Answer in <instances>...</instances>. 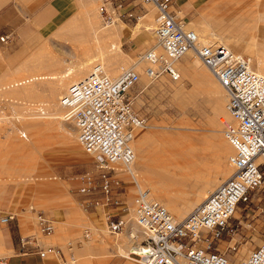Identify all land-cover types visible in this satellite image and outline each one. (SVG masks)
Masks as SVG:
<instances>
[{
	"label": "built area",
	"instance_id": "1",
	"mask_svg": "<svg viewBox=\"0 0 264 264\" xmlns=\"http://www.w3.org/2000/svg\"><path fill=\"white\" fill-rule=\"evenodd\" d=\"M100 1L104 21H112L114 18L108 12L112 0ZM146 1L156 8L152 31L155 43L137 54L136 59L145 63L142 70L131 64L121 66L118 74L111 76L102 63L96 62L60 95L68 120L75 124L78 141L99 169L97 174L87 170L72 178L78 180L80 193L100 192L104 202L114 207L118 199L112 185L124 190L118 176L113 174L114 164L120 162L127 168L135 191L134 218L143 235L135 246L141 252L130 251V255L140 264H264V242L237 262L230 260L217 242L226 229L236 231L231 220L237 217L235 212L240 204L264 191V70H257L246 54L220 38L202 40L194 28L187 26L186 15L176 0ZM117 6L112 7L115 12ZM8 36L1 35L0 39ZM188 50L208 66L227 91L232 121L223 132L233 146L229 155L232 172L185 216L177 218L147 187L139 184L130 170L135 159L131 141L135 131L145 125L133 107L131 90L142 73L151 80L162 74L180 79L176 60ZM98 205L97 198L84 201L87 208ZM13 218L12 211L0 215L4 222ZM104 219L106 228L114 234L125 225V218L114 208L104 213ZM37 222L43 233L54 230L53 219L42 210H37ZM181 255L185 261L179 258ZM7 263L0 256V264Z\"/></svg>",
	"mask_w": 264,
	"mask_h": 264
},
{
	"label": "rangeland",
	"instance_id": "2",
	"mask_svg": "<svg viewBox=\"0 0 264 264\" xmlns=\"http://www.w3.org/2000/svg\"><path fill=\"white\" fill-rule=\"evenodd\" d=\"M228 1L235 2L236 6L239 7H247L246 14L248 16L258 13L259 11L264 13V8L262 9V6L260 10H258L257 8V6L262 3V1L264 3V0H260L261 2L259 0ZM112 2L113 4H111V6L109 7L108 12L112 14L114 21L113 23L109 24L106 23L103 19L105 14L101 13L100 0H79L78 9L71 16H69L62 25L57 27L49 36H47L46 39L36 48L38 49L42 46V44H45L46 52L41 51L39 54H37V56H40H38V58L34 60L33 55L36 52L35 49L32 52V55L30 54L31 56L29 61H23L16 69L18 70L23 64L28 63L24 65L25 67H27V70L24 69L23 75L17 76L15 75V71L12 77L5 80L4 82H0V110L2 111L0 112V118L2 116L3 119L4 117L9 119L6 127L3 130H0V181H4V183L0 182V200L7 199L12 195V193H14V191L16 194V198L21 197L18 202V206L10 211L14 212L15 216H32V219L35 221L36 227H34L35 231L32 230L30 232H25L28 237L37 236L38 238H46L54 236L52 235L53 233L49 236L48 234H44L40 231L39 224L37 222V210H42L46 215H49L53 219L55 229L54 231L57 232L59 229H61V231L65 232L66 234V238L64 239L63 244L68 249L69 255L65 254L64 258L62 259L61 257H59L63 264H74V259L78 260L77 247L82 249V246L85 242H90L91 240H94L95 234L91 225L87 224L81 226L82 221L79 222V226H81L79 231L76 233L71 232L69 230V225L68 227L64 228L61 224L57 223L58 218L54 216L53 218L51 216L52 214L50 213V209L54 207L71 205L72 207L76 206L78 210L80 209L79 211L81 212V214H85L86 211H84L83 205L79 204L78 201H74L71 197V192H73L74 190H71L70 188V180H74L72 176H74L75 174L87 170L97 174L99 169L97 167L96 162L92 159L91 155L85 153L82 146L78 143L76 134L77 130L75 124L70 120L66 121L65 127L67 131H70V133L74 135V137L71 138L61 127H57V129L46 130V137L44 136V139L41 140L42 142H39V145H32L30 143H27L20 150H18L17 144H15L16 142L13 139V137L17 138L18 136L15 134L18 132L15 127L20 128L18 127V123H16V126L13 127V122H15V116H19L20 113V116H22L23 114L27 115L31 112L29 111L30 109L27 105L23 106L21 104L22 100L19 99L18 95H15L16 93H12V90H10L8 86L14 85L17 80L19 81L29 77L37 76L45 78V75L50 74V72L45 69V67H48V63L44 62L48 60V57L52 58L53 61L57 62L53 63L50 61V65L52 66L55 64L56 67H54V69L56 70V72L52 74H54L56 78L58 77V79L59 76L60 78H62L64 76V72L72 68L73 64L82 62L83 59H88L89 61L90 58H92L91 60L96 59L98 60L97 62H100L99 60L101 58V51L100 53L97 51V40L96 42L93 38L92 40H89L88 33V39L86 38L85 42L83 40L80 43L81 35L79 34V32L81 31H78V29L76 28H79V24H81L80 20L82 19L83 15L82 11L85 10V13L87 10H90L89 8H87L88 4L96 9V13L98 12V22L100 23L99 30H103L106 27H112L110 25H113L114 23H121L124 25V27L126 26V23L128 26L131 27L132 34L136 37L139 43L142 42V45L137 46L133 49H127L128 46L121 47L123 52L121 53V55H116L118 56V59L119 56H123L124 59H126L125 66L133 64L135 65V68L137 70L141 71L144 64H142V61H139L136 58L139 52H142L143 50L152 46L155 43L152 31L155 25L156 8L153 3L148 2L146 0H112ZM119 3L121 4V6H117ZM84 4L86 5L87 10L83 9L85 6ZM113 5L117 6L115 8L116 12L112 8ZM177 6H179V8L182 9V13L186 15L188 27L194 28L195 30L201 28L200 25L196 24V21H198L197 18H199L200 13L202 12V8H198L197 14L195 10H190L189 8L181 6L179 4H177ZM81 12L82 15H80ZM152 12L155 14L152 15V21L150 22V26L152 25V28H150L149 31H146V22H148L147 17ZM118 13H121L120 16L117 15ZM129 13H131V15H129ZM140 22L144 23V25L142 26L141 30H137L138 24ZM147 24L149 25V23ZM101 34L102 33H100V36ZM257 35L259 41L264 42V29L258 31ZM201 36L202 38L205 37L204 35ZM222 38L230 46H238V44L243 42L242 39H236L235 37L229 38V35L227 34L222 35ZM236 50L239 51L238 49ZM241 52L246 54L253 61L254 66L257 70L264 67V63L260 64V55L256 47L251 46L249 43H244V48ZM114 53L115 52H113L112 55ZM110 54L111 53H109V55ZM86 55H88L89 57ZM188 55L185 59H182L180 62H178V60L176 62V66L181 74V80H173L167 74H162L152 80L147 78L145 75H141V80L136 84V86L132 90V104L139 116L143 117V119L145 120V125L142 128L136 130L135 136L138 137L139 134L145 133L146 145L148 146L149 152L151 154L154 152H158L154 153L156 158L164 149V143L167 138H182L187 153L184 162L181 164H183L184 166H189L191 165L189 163L192 162L193 164V162L198 160L199 163H206L214 176L215 174L217 176L220 175V172L221 174H223L224 172L228 171L219 180V182L221 183L232 172V167L229 162V155L233 151V147L227 140L223 132L226 125L231 122L229 121L231 119H229V117L227 118L221 113L218 114L215 109V104L217 103V100H220L222 107L226 109L228 95L225 88H223L221 84L216 80L217 78L210 71L208 66L207 69L204 66L205 64L195 55L193 51ZM186 59H191L195 68H199L200 66L206 68L211 78L221 87V95L219 94V98H215L216 96L211 97L210 95H208L205 92L203 85L192 81L191 77H189V75L185 73L184 67L186 64ZM122 60L123 59H121V61ZM121 61H118L119 63L117 62V64H114L117 66L115 69V74L112 70L115 66H112V62L107 65L109 63L107 59L108 63L106 62V66L104 67L107 70L108 74H110L111 76L117 75L118 72L116 70L119 71V68L123 66ZM91 66L92 65H89V67L87 68L86 66H84L85 69L84 72H82L83 74L81 73L79 75L80 78L88 73ZM110 71H112V73ZM16 77L17 79L14 80ZM47 78L48 77H46V79ZM69 78H67V80ZM73 80L74 75L73 78L71 77L67 81L66 86H68V84ZM75 80H77V78ZM47 82H50V80ZM66 88L67 87L64 88V91ZM42 100L44 101L45 99H39V101ZM45 103H47L46 100ZM45 103H39L40 108H42L41 104H43L42 106H45L46 109ZM26 108H28V110ZM33 108L37 109L38 107L35 106ZM36 109L34 111L37 112ZM15 112H17L18 115L17 113L15 114ZM220 116L227 118L228 123L226 122L225 124H220V122L218 121ZM0 124L1 128L3 122L0 121ZM7 133H9L10 135ZM25 133L28 135V138H22L23 136L21 133L18 137H20L24 141H29V139H31V135L30 133ZM72 139L74 141H72ZM189 140L190 143H187L189 142ZM19 142H22V140H20ZM225 143H228V145L230 144L231 147H228L226 149L225 145H223ZM72 145L76 148H73ZM179 147H181V145H178L176 142L172 146V148ZM77 150L79 152H77ZM33 152H35L36 154L30 157ZM38 152L42 153L38 156ZM81 152L82 154H84V158L82 157ZM193 155L194 157H192ZM158 164L159 162H157V165ZM116 167L118 168L117 170H122L124 176L127 178V180L131 182L130 187L132 188V191L129 192V194L130 197L133 199L135 191L133 189L131 176L125 168H122V166ZM24 171H26L28 175L27 178L23 179V181L21 177ZM11 177L15 178H13L12 180ZM138 178L139 183L143 187H147L150 190V194L151 186H153L154 184H160V178L156 175L152 178L146 179L147 182H145L143 178L141 179V177ZM14 180L17 182H7ZM176 181L178 183L174 181L170 183L172 187H169L170 184H167L169 187L168 192H170L171 196L173 195L175 197V199L180 205H182V203H184V201L187 199H193L196 191L203 186L202 182H199V184L197 182V178L193 177L188 179L186 181V184L185 182H182L180 180ZM6 182L8 184H6ZM219 182L211 187L209 193L220 184ZM153 196L155 197V195ZM204 198L192 205L190 210L195 207L199 202H201ZM69 200L73 204H68L71 203L69 202ZM48 201L50 202V207L41 206L42 203L46 204ZM162 202L165 204L166 202H169V200L167 198H164ZM6 203V205L0 206V209H9L10 201H6ZM263 205L264 202L258 204L257 202H254L253 199L250 200L248 203L242 204L241 209H238L240 212L239 216L234 217L231 220V224L235 225L236 231L229 232L226 229L224 231V235L221 237L220 240L217 241L219 247L227 253L230 260L237 262L238 258L248 256L251 248L264 242V207L262 208ZM133 207L134 206L132 203L129 208H127L122 214L123 218H125V225L123 227V231L119 235L110 233L106 228V225L104 226V230L106 231L103 235L106 236L111 243L113 241L112 244H115V240L121 237H126V230L130 229H132L138 235V239L127 241L129 242L127 246L132 248L133 245L139 244V240L142 238L143 235L141 232V228L135 222ZM55 210L59 209L55 208ZM25 212L26 214H22ZM88 228H91L92 232L87 234L86 230ZM78 240L79 242L76 243ZM69 244H72V246H70ZM233 244L234 247H232ZM243 250L244 253L242 254V256H239L238 254L241 253ZM1 254L2 252L0 251V256ZM117 256L118 255H113L108 256L107 258L106 254V256L102 257V260L97 263L107 264L111 259ZM130 258L135 259L133 257ZM126 260V262H129L130 264H140V262L135 260L131 261L129 260V258H126ZM7 264L11 263L8 262Z\"/></svg>",
	"mask_w": 264,
	"mask_h": 264
},
{
	"label": "crops",
	"instance_id": "3",
	"mask_svg": "<svg viewBox=\"0 0 264 264\" xmlns=\"http://www.w3.org/2000/svg\"><path fill=\"white\" fill-rule=\"evenodd\" d=\"M176 3L190 10H195L197 14L198 8H202V12L197 18L198 21H196V24L201 26L200 29L198 28L201 32L210 30L222 40L224 34L229 35V38L242 39L243 42L238 46L233 45L231 47L241 52L244 43H249L258 49L260 64H263L264 42L259 41L257 33L264 29V13L259 11L248 16L246 14L247 7L236 6L235 2L228 0H176ZM78 6L79 0H0V36L9 34L4 40L0 39V82L12 77L15 71V75H23L26 63L16 70L18 66L25 60L29 61L32 52L47 36L65 22L78 9ZM261 6L263 9V1L257 6L258 10ZM125 25V29L121 30L119 34L121 47L128 46L127 49H133L141 46L142 42L137 41L132 34L131 27L126 23ZM252 39L255 42H252ZM41 51L46 52L45 44L36 49L33 55L34 60L40 56L37 54ZM84 61L85 59L82 60V62ZM82 62L73 64L72 68L79 69ZM49 65L48 63V71L51 69V65ZM16 79L17 77L14 80ZM142 138H145V133L139 134L138 140L141 141ZM145 147L148 146L145 145ZM143 160L144 152H140L138 161L141 163ZM113 174L118 176L124 186V190L120 191L117 185H112V192L116 194L118 199L114 207L104 202L100 192L89 195L80 193L77 189L79 182L70 180V188L74 190L71 192V197L74 201H78L84 207L85 200L97 198L99 205L94 208L84 207L85 214H81L80 209L78 210L76 206L54 207L50 209L51 216L58 218L57 223L61 224L62 227L66 228L69 225V230L74 233L78 232L81 226L87 224L98 230L103 229L105 226L103 217L108 209L114 208L118 213L123 214L133 202L129 194L132 191L131 182L127 180L122 170H114ZM15 195L14 191L7 199L0 200V206L6 205V201H10L9 209H0V214L18 206L21 197L16 198ZM263 198L264 191L255 194L252 199L260 204L264 202ZM69 202L71 201L69 200ZM242 204L245 203H241L239 209H241ZM41 206L50 207V202L42 203ZM55 208L59 210H55ZM22 214H26V212ZM80 218L82 219L81 226L78 224ZM34 227H36L35 221L32 216L28 215H16L10 222L3 223L0 221L1 256H4L7 262L11 264H63L59 257L62 259L65 254L69 255L68 249L63 244L66 238L65 232H62L61 229L57 232L54 231L52 234L54 238L28 237L25 232L34 230ZM86 231L88 234L92 232V229L88 228ZM78 242L79 240L76 243ZM69 245L72 246V244ZM135 246L136 244L132 247L135 248ZM126 261V257L118 255L107 264H130Z\"/></svg>",
	"mask_w": 264,
	"mask_h": 264
},
{
	"label": "bare ground",
	"instance_id": "4",
	"mask_svg": "<svg viewBox=\"0 0 264 264\" xmlns=\"http://www.w3.org/2000/svg\"><path fill=\"white\" fill-rule=\"evenodd\" d=\"M87 8H89L90 10H87L86 9V5H85L83 9H86L87 11L84 13V11H85L84 10V11H82L83 15H82V12L80 14V15H82V19L80 20L81 24H79L80 25L79 28L75 26L78 29V31H81V32H79V34L81 35L80 43L83 40L85 42V39L87 38V35L89 33V35H88L89 36V40L90 39L92 40V38L95 40V42L97 40V44H96L97 51L99 53L101 51V58H100L99 61L103 64V66H106L107 59H108V62H109V63L107 62L108 63L107 65H109L112 62L111 63L112 66L113 67L115 66L112 70H113V73L116 74L115 69H116L117 66L114 65V64H117L118 61H121V59H123L121 62L123 64V66H125V61H126V59H124L123 56H121V57L119 56V59L117 58L118 57L117 55H121V53L123 52V50L121 48V41H120L119 34H120L121 30L125 29V27L121 23H114L113 25H110L112 27H106L103 30H99V28H100L99 24L100 23L98 22V14H97L98 12L96 13V9L94 7H92V6H90L89 4H88ZM153 14L154 13L152 12L147 17L148 18V22H146V26H147L146 31H149L150 28H152L151 27L152 25L150 26V22L152 21L151 18H152ZM76 15H78V14H76ZM113 21H114V19L112 21L106 22V23L111 24V23H113ZM147 23H149V25ZM73 25H75V24H73ZM143 25H144V23L140 22L138 24L137 30H141ZM196 31L198 32V34H199V36H200V38L202 40H205V39L209 40V39L217 37L210 30H207L205 32H201L199 29H196ZM100 33H102L101 36H100ZM201 35H204L205 39L202 38ZM94 40H93V42H94ZM86 42H87V40H86ZM252 42H255V41L252 39ZM113 52H115V53L112 55ZM109 53H111V54L109 55ZM189 53H192V51L188 50L186 53H184L178 59V62H180L182 59H185L186 56ZM88 55H86V56H88ZM114 56H116V57H114ZM91 59L92 58H90V60ZM93 59H95V58H93ZM90 60L88 61V59H87L84 62H82L81 65H80V69H77L75 67V68H70V69L66 70L64 72V76L63 77L61 76L62 78H60V76H59V79H58V77L56 78V76H54V74H52V73L56 72V70L54 69V67H56V66L54 64V65L51 66V69L49 71L50 74L45 75V78H43V77L41 78V77H37V76L35 77L34 76V77L25 78V79L19 80V81L17 80V82H15L14 85H11V86L7 85L9 87V89L12 90V93H16L15 95H18L19 99L22 100L21 104L23 106L27 105L28 108L30 109L29 111L31 112V113H28L27 115L23 114L22 116H20L21 115V113H20L19 116H15V120H14L15 122H13L14 123L13 127L16 126L15 125L16 123H18L19 124L18 127H20V128L15 127L17 129V131H18L15 134L19 136V134L21 133L22 136H23L22 138H28V135L25 132L30 133V135H31V139H29V141H24L23 139H21L18 136H17V138L13 137V139L16 142L15 144H17L18 150H20L27 143H30L32 145L33 144L39 145V142L42 139H44L45 134H47V133H45V131L46 130H51V129H57V127L58 128L61 127L68 134V136H70L71 138L74 137V135H72L70 133V131L66 130L65 126H66V121L68 120V118H67V116L65 114V110H64L63 106L61 105V103L59 101V98H60V95L64 92V88L67 87L66 86L67 81L71 77L73 78V75H74V80L76 78L77 79L80 78L79 75L82 72H84V69H85L84 66H86V68H87V67H89V65H92L93 63H96L98 61L96 59L95 60H91V61ZM50 61L53 62V63H57V62L53 61L52 58H50V57H48V60H46L44 62L50 64ZM176 62H177V60H176ZM26 64H28V63H26ZM142 64L145 65V63L143 61H142ZM204 66L207 68L206 65H204ZM109 67H111V66H109ZM205 67L200 66L199 68H195L193 63H192V60L191 59H186V64H185L184 70H185V73H187L189 75V77H191L192 81L203 85V88H204L205 92L208 95H210L211 97H215L216 96L215 98H219V96L221 95L220 94L221 93V87L211 78V76L208 74V72H207ZM47 68L48 67H45L46 70H47ZM24 69L27 70V67L24 66ZM28 69H29V67H28ZM260 69H262V68H260ZM116 71L119 72L118 70H116ZM110 72L112 73V71H110ZM141 75H143V74H141ZM46 77H48V78L46 79ZM67 78H69V79L67 80ZM46 80L47 81L50 80V82H47ZM140 80H141V77H140ZM178 80H181V79H178ZM178 80H176V81H178ZM216 80L219 82L218 79H216ZM221 86L223 88H225L222 84H221ZM131 95H132V90H131ZM42 98L45 99L47 103H45V100L44 101L43 100L39 101V99H42ZM221 99H223V98H221ZM42 102L46 104V109H45V106H42L43 104H41L42 108H40L39 103H42ZM222 104H224V103H222ZM35 106L38 107L37 109L35 108L37 110V112L34 111L35 109L33 107H35ZM28 108H26V109L28 110ZM215 109H216V112L218 114L221 113V114L225 115L227 118L229 117V119H231L229 121H232V117H231V114L229 113L228 108H226V109L223 108L222 105H221L220 100H217V103L215 104ZM16 110H17V108H16ZM22 111H24V110H22ZM0 112H2V111L0 110ZM16 113L17 112H15V114ZM25 113H27V112H25ZM17 115H18V113H17ZM227 118H225L223 116H220L218 121L220 122V124H225L226 122L228 123V119ZM0 121L3 122V125L0 128V130H3L6 127V125L8 124L9 119H7L5 117L3 119L2 116H1ZM0 126H1V124H0ZM135 133H136V131H135ZM135 133H134V137H133V139L131 141L132 147H133L134 152H135V159L130 164V170L133 171V173L136 176L138 182H139V178L138 177H141V179L143 178V180H145V182H147L146 179L152 178L155 175L158 176L160 178L159 179L160 180V184L159 185L154 184L153 186H151V188H150L151 189V195L152 194L155 195V197L158 198L160 201H163L164 198H167L169 200V202H166L165 205L178 218H182L184 215H186L188 213V211L190 210V208L192 207V205H194L195 203L200 201L202 198L207 196L209 191H210V189H211V187L216 185L219 182V180L228 172V171H226L223 174H221V172H220V175L217 176L215 174V176H214L212 174V172L210 171L208 165L206 163H199L198 160L197 161L194 160L195 162H193V164H192V162L189 163V164H191L189 166L188 165L184 166L183 164H181V163L184 162L187 152H186V149H185L186 148L185 144H183V139L182 138H178V137H177V139L167 138L165 140V143H164V149L161 151V153L156 158L154 153H158V152H154V153L151 154L149 152V150H148V147H145L146 139L142 138V140L139 141L138 137L135 136ZM7 134H9V133H7ZM135 138H136V140H135ZM20 140H22V142H19ZM72 141H74V140L72 139ZM77 141H78V138H77ZM175 142L178 145L180 144L181 147L172 148V146H173V144ZM78 143L80 144L79 141H78ZM187 143H190V140ZM230 144L228 145V143H225L223 145H225V148L227 149L228 147L229 148L231 147ZM72 147H73V145H72ZM73 148H76V147L74 146ZM77 152H79V151L77 150ZM140 152H142V153L144 152V160L141 163L138 161ZM41 153L38 152L37 155L39 156ZM85 153H87V152H85ZM32 154H31L30 157L34 156L36 153L33 152ZM81 155L84 158V154H82V152H81ZM192 157H194V155ZM176 159H178V160H176ZM196 159H197V157H196ZM157 162H159L158 165H157ZM116 166H122V168H125L127 170V168L120 162L114 164V167L116 168L115 170L118 169ZM3 168H5V167H3ZM157 170H158V172H157ZM128 173L131 176L129 171H128ZM27 175H28V173L26 171H24L22 173V177H21L22 180L24 178H27ZM192 177L193 178H197V182L198 183L202 182L203 186L196 191L193 199H187V200L184 201V203H182V205H180L177 202V200L175 199V197L173 195H172L173 196L172 197L170 195V192H168V188L170 186L172 187V185L170 183H172L173 181L178 183L176 180H180L182 182H185V184H186V181L188 179L192 178ZM11 178L13 180V178H15V177H11ZM0 182L4 183V181L3 182L0 181ZM7 182L14 183V182H17V181L14 180V181H7ZM7 182H6V184H8ZM167 184L168 185L170 184L169 187H168ZM185 184H184V186H185ZM199 184H197V185H199ZM0 188H1V186H0ZM239 214H240V212L237 209L236 212H235V216H239ZM0 221H1V219H0ZM80 221H82L81 218L78 220V224L79 225H80V223H79ZM1 222L5 223L4 221H1ZM92 229H93L94 234H95L94 240H91L90 242H88V241L85 242L83 244V246H82V249L77 247L78 260L74 259V261H73L74 264H98L102 260L101 258L106 256V254H107V258H108V256L122 255V256H124L126 258H129V260H131V261L132 260L138 261V259H136L135 257H133L135 259L130 258V257H132L130 255V251H132L131 249L133 247L131 248V247L127 246V244L129 243L127 241H130V240L132 241V240L138 239L137 238L138 235L132 229L126 230L127 231L126 237H121V238L115 240V244H112L113 241L111 243L108 240V238L103 235L104 232L106 231V230H104V228L101 229V230H98V229H95L94 227H92ZM54 230L51 233H49L48 235L50 236L54 232ZM34 231H35V229H34ZM122 231H123V229H122ZM122 231H120L118 233H115V235H119ZM44 234H46V233H44ZM111 245H112V247H111ZM140 252H141V250H140ZM243 253H244V250L241 253H239L238 255L242 256ZM179 258L181 260L185 261L183 255L179 256ZM240 258H238V260ZM95 260H98V261H95ZM107 262H108V260H107Z\"/></svg>",
	"mask_w": 264,
	"mask_h": 264
},
{
	"label": "water",
	"instance_id": "5",
	"mask_svg": "<svg viewBox=\"0 0 264 264\" xmlns=\"http://www.w3.org/2000/svg\"><path fill=\"white\" fill-rule=\"evenodd\" d=\"M131 250H132V252H135V253H138V252H140V250H139V249H137V248H132Z\"/></svg>",
	"mask_w": 264,
	"mask_h": 264
}]
</instances>
